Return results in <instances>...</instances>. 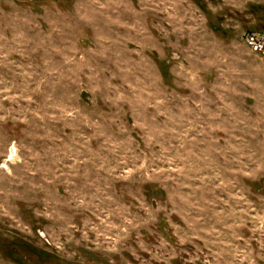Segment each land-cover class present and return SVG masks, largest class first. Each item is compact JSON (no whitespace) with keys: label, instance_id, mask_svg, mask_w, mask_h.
Returning a JSON list of instances; mask_svg holds the SVG:
<instances>
[{"label":"rangeland","instance_id":"obj_1","mask_svg":"<svg viewBox=\"0 0 264 264\" xmlns=\"http://www.w3.org/2000/svg\"><path fill=\"white\" fill-rule=\"evenodd\" d=\"M249 33L264 0H0V264H264Z\"/></svg>","mask_w":264,"mask_h":264},{"label":"built area","instance_id":"obj_2","mask_svg":"<svg viewBox=\"0 0 264 264\" xmlns=\"http://www.w3.org/2000/svg\"><path fill=\"white\" fill-rule=\"evenodd\" d=\"M244 44L250 52L264 58V38L258 34L249 33L244 36Z\"/></svg>","mask_w":264,"mask_h":264},{"label":"bare ground","instance_id":"obj_3","mask_svg":"<svg viewBox=\"0 0 264 264\" xmlns=\"http://www.w3.org/2000/svg\"><path fill=\"white\" fill-rule=\"evenodd\" d=\"M10 160V159H9Z\"/></svg>","mask_w":264,"mask_h":264}]
</instances>
